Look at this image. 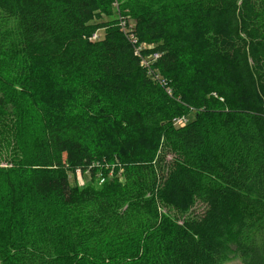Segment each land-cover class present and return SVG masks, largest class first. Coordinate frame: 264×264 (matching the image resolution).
I'll return each mask as SVG.
<instances>
[{
  "label": "trees",
  "instance_id": "16d2710c",
  "mask_svg": "<svg viewBox=\"0 0 264 264\" xmlns=\"http://www.w3.org/2000/svg\"><path fill=\"white\" fill-rule=\"evenodd\" d=\"M2 163L0 264H264V0H0Z\"/></svg>",
  "mask_w": 264,
  "mask_h": 264
},
{
  "label": "rangeland",
  "instance_id": "374dc122",
  "mask_svg": "<svg viewBox=\"0 0 264 264\" xmlns=\"http://www.w3.org/2000/svg\"><path fill=\"white\" fill-rule=\"evenodd\" d=\"M97 35L99 36V38H102L104 36V32L103 31H100V32L97 33ZM34 99H37V97H33L30 100H34ZM7 162L11 166L16 165V163H14L12 161H7ZM96 163L101 168L103 167L102 164H99L100 162H96ZM133 166L134 165L129 164V168L127 170H124V168L122 166H120L121 167V170H120L118 176H116V177L114 176L115 180L118 183H123L125 181L127 175L129 173H133V171L131 170V168ZM8 167H10V166L7 165L6 163L0 164V168H8ZM108 170H109V168H107L106 172H108L109 174H103V176L101 174H98L95 177L91 176L90 171H86V172L82 173L80 170H77L76 173H75V175L74 174L71 175L70 182H71L72 185H75L76 184V185H78L81 188L84 187L85 185H89L91 183H93L98 188H100V187L103 186V183H104L105 180H106V182L107 181H112V180H110V178L113 175V171H108ZM132 247H134V245L127 243V244H124V246H120L119 247V250H117V251H120V249L126 250L127 248H132ZM229 264H241V263H240V261L234 260V261L230 262Z\"/></svg>",
  "mask_w": 264,
  "mask_h": 264
},
{
  "label": "built area",
  "instance_id": "2783aa9c",
  "mask_svg": "<svg viewBox=\"0 0 264 264\" xmlns=\"http://www.w3.org/2000/svg\"><path fill=\"white\" fill-rule=\"evenodd\" d=\"M94 38H96V37H94ZM156 57H157V56H155V58H156ZM184 122H185V121H184L183 119H181V120L178 121V124H184Z\"/></svg>",
  "mask_w": 264,
  "mask_h": 264
},
{
  "label": "bare ground",
  "instance_id": "6f19581e",
  "mask_svg": "<svg viewBox=\"0 0 264 264\" xmlns=\"http://www.w3.org/2000/svg\"><path fill=\"white\" fill-rule=\"evenodd\" d=\"M92 38H94V36Z\"/></svg>",
  "mask_w": 264,
  "mask_h": 264
}]
</instances>
